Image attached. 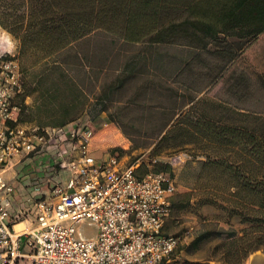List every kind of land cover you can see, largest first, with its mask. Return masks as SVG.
<instances>
[{"label": "rangeland", "instance_id": "374dc122", "mask_svg": "<svg viewBox=\"0 0 264 264\" xmlns=\"http://www.w3.org/2000/svg\"><path fill=\"white\" fill-rule=\"evenodd\" d=\"M19 49V41L0 28V57L15 56L22 69L23 94L17 100L22 124L44 128L86 123L92 131L88 142L91 155L117 152L126 164L138 157L145 165L149 158L186 153L187 160L174 172L176 194L167 221L170 233L186 234V238L165 264H222L220 255L226 248L222 237L198 246L192 240L206 229L225 228L230 233L243 227L236 215L229 217L224 209L227 203L218 196L223 185L218 176L221 168L216 163L203 166L208 158L234 161L232 150L236 149L202 137L195 127L185 125L188 122L183 115L206 114L226 125L249 123L252 112L264 110V89L252 79L249 93L240 97L243 92L230 89V70L212 82L217 66L223 64L218 57L202 53L199 58L203 63L196 59L189 62L194 50L180 44L122 43L103 31L92 32L36 63L33 52L21 56ZM242 56L244 62L233 67L238 74L264 65V33ZM126 74L129 76L120 84L117 76ZM194 97L197 102L186 105ZM178 121L185 126L170 130ZM24 161L12 160L11 168L3 174L20 181L26 195L16 208L10 207L16 222L30 219L33 202L56 183L42 181L43 172L31 176L33 172L27 171ZM51 172L47 177L54 176L57 169ZM65 176V172L60 174L63 179ZM209 184L217 190L203 196L202 188ZM76 228L80 236L97 235V229L87 222Z\"/></svg>", "mask_w": 264, "mask_h": 264}, {"label": "built area", "instance_id": "2783aa9c", "mask_svg": "<svg viewBox=\"0 0 264 264\" xmlns=\"http://www.w3.org/2000/svg\"><path fill=\"white\" fill-rule=\"evenodd\" d=\"M23 94L22 69L13 55L0 57V264H165L186 234H172L167 221L176 194L175 169L184 152L126 164L117 152L93 157L92 131L73 127L22 124L18 99ZM33 154L65 172L34 202V225L16 230L9 213L13 186L3 173L14 158ZM167 172L155 171L160 164ZM43 168V167H42ZM87 222L95 238L77 234Z\"/></svg>", "mask_w": 264, "mask_h": 264}, {"label": "trees", "instance_id": "16d2710c", "mask_svg": "<svg viewBox=\"0 0 264 264\" xmlns=\"http://www.w3.org/2000/svg\"><path fill=\"white\" fill-rule=\"evenodd\" d=\"M0 28L19 41L21 56L33 52L35 63L103 31L122 43L180 44L194 50L189 62L203 63L202 53L218 57L223 64L217 66L212 82L230 70V89L243 92L240 97L249 93L252 79L264 89V65L240 74L233 69L243 61L245 48L264 33V0H0ZM128 76H117L120 84ZM252 114L249 123L228 125L206 114L183 115L185 125L195 127L202 137L236 149L234 161L208 158L203 166L216 163L221 168L218 196L227 203L229 217L236 215L243 227L230 233L225 228L206 229L192 240L198 246L222 237V264H242L249 253L264 247V110ZM183 123L176 122L170 130ZM141 169L145 172L147 166ZM153 169L167 172L169 167L162 163ZM213 188L217 190L215 185L204 186L203 196L213 195Z\"/></svg>", "mask_w": 264, "mask_h": 264}, {"label": "crops", "instance_id": "0c3cea01", "mask_svg": "<svg viewBox=\"0 0 264 264\" xmlns=\"http://www.w3.org/2000/svg\"><path fill=\"white\" fill-rule=\"evenodd\" d=\"M199 95H200V93L197 96H199ZM197 100H198V97H194V100L191 101V102L188 101L186 103V105L191 106V105L194 104V102H197ZM34 158L35 157H33V154H31V155L28 156V158H25V161L23 162V165H25L26 168H28L27 171L31 170L33 172L31 174V176L37 175V173L43 172L44 178H42L41 180L44 181V182L46 180H47V182L48 181L49 182H51V181L58 182L59 180L62 179V177H60V174H62V173H57V172L55 173L54 176H51L50 178L47 177L49 174L51 175V173H52L51 171L54 168L51 167L49 165V163H46L45 166H40L38 160H35ZM13 160L18 161L19 158H14ZM11 166L9 168H11ZM5 172H6V170H5ZM5 180H7L8 183L11 186H13L14 193H13V196H12V201H11L10 207L15 206V208H16L18 201L20 200V202H22L21 198L22 199H26V197H25L26 195H25L24 189H23L20 181H18V180H12L11 181V179H8V177H6ZM23 195H25V196H23ZM9 211H10V209H9ZM21 222H24L22 229H30V227H32L34 225L33 213H32V216L30 217V219H23V220H21ZM15 223H16V221H15ZM13 227H14V225H13ZM242 264H264V247L259 249V250H256V251H253V252L249 253L247 258L244 260V262Z\"/></svg>", "mask_w": 264, "mask_h": 264}, {"label": "bare ground", "instance_id": "6f19581e", "mask_svg": "<svg viewBox=\"0 0 264 264\" xmlns=\"http://www.w3.org/2000/svg\"><path fill=\"white\" fill-rule=\"evenodd\" d=\"M23 223L24 222H21V221H18V222H16V223H14V228L16 229V230H19V229H21L23 226ZM22 224V225H21Z\"/></svg>", "mask_w": 264, "mask_h": 264}]
</instances>
